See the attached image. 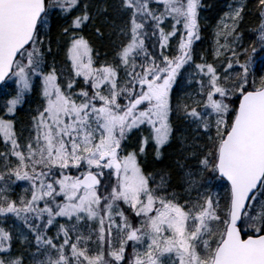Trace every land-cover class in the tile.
<instances>
[{"label":"snow or ice","instance_id":"snow-or-ice-1","mask_svg":"<svg viewBox=\"0 0 264 264\" xmlns=\"http://www.w3.org/2000/svg\"><path fill=\"white\" fill-rule=\"evenodd\" d=\"M209 7L0 0V264H264V0Z\"/></svg>","mask_w":264,"mask_h":264},{"label":"trees","instance_id":"trees-1","mask_svg":"<svg viewBox=\"0 0 264 264\" xmlns=\"http://www.w3.org/2000/svg\"><path fill=\"white\" fill-rule=\"evenodd\" d=\"M229 0H205L206 4L209 5V10L202 13V17L206 19L201 20L202 26L207 25V28L205 31L201 33L202 40L200 42H197L196 44V51L198 54L204 55L209 62H212L213 59V53L211 51L210 47V41L209 38L211 37L209 31L210 27L214 25L215 21L220 17L222 14L221 9L226 10L227 5L226 3ZM235 2V1H234ZM255 3L256 0H248L249 8L255 9ZM257 27V20L255 18V12L251 15H248L245 17V23L242 26V31L246 33L245 35V45L250 41L252 37V33L254 29ZM114 42L118 43V38L115 35H112L111 29L105 30V38L102 41L97 42V47L101 51V55L103 56L105 53L109 54V59H111V53L113 51ZM26 111L25 113H21L19 116V119L22 121H25L27 119L26 117ZM150 167L159 171L161 169H164L168 161H165L164 163H151V157H149Z\"/></svg>","mask_w":264,"mask_h":264},{"label":"rangeland","instance_id":"rangeland-1","mask_svg":"<svg viewBox=\"0 0 264 264\" xmlns=\"http://www.w3.org/2000/svg\"><path fill=\"white\" fill-rule=\"evenodd\" d=\"M235 1V2H234ZM236 2H239V0H229L226 5L228 7V5L230 4H233V3H236ZM227 10V9H226ZM223 15V13L220 15V17ZM220 17L215 21L214 25L210 27V35L211 37L209 38V41H210V47H211V51L213 53V50H214V47H215V44H214V38H213V33L215 31V25L218 24L220 22ZM19 191H23V185H21L20 187V190Z\"/></svg>","mask_w":264,"mask_h":264}]
</instances>
